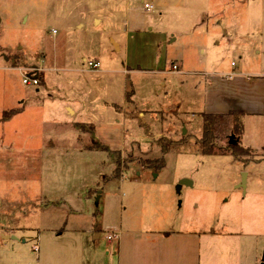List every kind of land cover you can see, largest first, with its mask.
<instances>
[{
	"label": "rangeland",
	"instance_id": "1",
	"mask_svg": "<svg viewBox=\"0 0 264 264\" xmlns=\"http://www.w3.org/2000/svg\"><path fill=\"white\" fill-rule=\"evenodd\" d=\"M182 60L192 74L171 71ZM232 62L264 71V0H0V97L18 109L0 130V264H116L110 226L165 203L175 221L241 232V264H264V115L240 135L219 118L249 156L199 151L191 93ZM25 67L44 82L23 83Z\"/></svg>",
	"mask_w": 264,
	"mask_h": 264
},
{
	"label": "crops",
	"instance_id": "2",
	"mask_svg": "<svg viewBox=\"0 0 264 264\" xmlns=\"http://www.w3.org/2000/svg\"><path fill=\"white\" fill-rule=\"evenodd\" d=\"M225 36L229 38L232 32L226 30ZM94 60L100 63L98 58ZM5 61L10 62V58L6 57ZM183 62L176 61L178 70L171 71L184 75L192 74L191 71L182 68ZM232 65L233 67L228 69L219 68L217 65L214 70L204 73L201 91L198 83L194 85V89L198 91H193L191 96H198L199 111L226 114L230 110H240L245 113L244 117L264 115V71L258 68L248 70L242 64L234 62ZM17 67L24 69L15 64L4 66V69L11 70ZM40 71L39 69L38 73ZM43 82L41 79L40 83ZM197 92H200V95ZM6 101V96L0 97V130L3 135L7 124L16 116L13 114L3 120L2 112L10 107ZM65 107L71 115L76 114V110L70 104H66ZM139 115L144 116L145 113L140 111ZM192 115H195L194 112ZM141 173L137 171V174ZM154 174L157 175V172ZM179 179H188L189 184L193 183L186 176ZM159 208L160 213L153 210L134 221H120L119 224L110 226L111 230L118 234L113 251L116 264H241L244 246L241 232H232L227 230L228 228L223 231L200 229L196 221L187 219L175 221L172 204H160ZM4 234L5 232L2 236ZM99 237L100 233L96 232L94 239ZM227 251L233 254L226 257ZM251 261H253L251 264L259 263L257 260Z\"/></svg>",
	"mask_w": 264,
	"mask_h": 264
},
{
	"label": "trees",
	"instance_id": "3",
	"mask_svg": "<svg viewBox=\"0 0 264 264\" xmlns=\"http://www.w3.org/2000/svg\"><path fill=\"white\" fill-rule=\"evenodd\" d=\"M41 81V79H40ZM130 94L127 96L129 99ZM18 109H10L6 110L3 113V120L10 118L13 114H15ZM203 119V132L199 140V151L204 154H232L236 158L242 159L243 156H249L251 150L242 146L238 140L235 139V142L232 143L230 140L226 143H223L218 135V125L219 118L230 116L233 117L232 129L235 134H241L243 130V118L245 113L240 110H230L226 114H216V113H201ZM171 144L164 145L162 147V151L166 153ZM165 164V158H156V159H146L143 162V165L146 167L154 168L155 170L161 168Z\"/></svg>",
	"mask_w": 264,
	"mask_h": 264
},
{
	"label": "built area",
	"instance_id": "4",
	"mask_svg": "<svg viewBox=\"0 0 264 264\" xmlns=\"http://www.w3.org/2000/svg\"><path fill=\"white\" fill-rule=\"evenodd\" d=\"M145 7L147 9H149V8L152 7V5L149 4V3H146ZM53 32L56 33L57 30L53 29ZM85 62H87L89 64V67L91 69H94V70L98 69L99 66H100V63L98 61H95V60H87V59H85ZM172 68H173L172 70H178V65L174 63ZM28 70L35 71L36 73H33L30 76L24 77L23 80H22L23 83H25V84H34V85L40 84L39 73H38L39 69L38 68H28ZM106 236H107V239L109 240V242H111L114 239L118 238V234L115 233V232H110ZM35 250H38L37 246L35 247Z\"/></svg>",
	"mask_w": 264,
	"mask_h": 264
},
{
	"label": "water",
	"instance_id": "5",
	"mask_svg": "<svg viewBox=\"0 0 264 264\" xmlns=\"http://www.w3.org/2000/svg\"><path fill=\"white\" fill-rule=\"evenodd\" d=\"M230 142H232V143L235 142L234 135L230 136ZM245 176H246V172H243L242 182L240 183V186H242V187H245V182H246V177ZM181 182L189 184V180L188 179H182ZM3 236L5 238H9L10 237V235H6V234H4ZM12 237H14V236H12Z\"/></svg>",
	"mask_w": 264,
	"mask_h": 264
}]
</instances>
